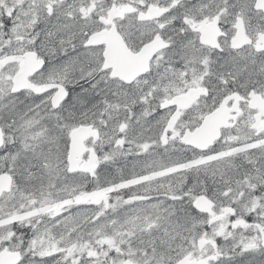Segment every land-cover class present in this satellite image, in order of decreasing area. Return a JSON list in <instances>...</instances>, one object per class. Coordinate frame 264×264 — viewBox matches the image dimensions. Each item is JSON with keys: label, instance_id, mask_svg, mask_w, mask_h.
<instances>
[{"label": "snow or ice", "instance_id": "1", "mask_svg": "<svg viewBox=\"0 0 264 264\" xmlns=\"http://www.w3.org/2000/svg\"><path fill=\"white\" fill-rule=\"evenodd\" d=\"M0 264H264V0H0Z\"/></svg>", "mask_w": 264, "mask_h": 264}]
</instances>
